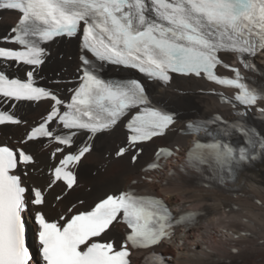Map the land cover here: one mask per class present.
Returning a JSON list of instances; mask_svg holds the SVG:
<instances>
[{
	"label": "snow or ice",
	"instance_id": "obj_1",
	"mask_svg": "<svg viewBox=\"0 0 264 264\" xmlns=\"http://www.w3.org/2000/svg\"><path fill=\"white\" fill-rule=\"evenodd\" d=\"M5 11L16 13L18 21L0 35V129L21 131L15 143L0 139V264H129L130 249L160 246L178 228L196 227L204 213H173L162 198L133 190L57 211L45 185L29 182L37 168L30 146L43 139L55 142L51 157L59 154V159L49 169L46 187L62 182L72 190L78 185L72 166L92 150L78 138L94 141L123 127L125 139L115 157L127 155L135 164L145 144L167 134L175 113L154 105L140 79H105V64L134 70L165 87L177 77L205 79L236 90L233 98L222 99L233 108L242 106L240 115L253 107L264 113L258 107L264 81L241 73V67L259 73L252 58L264 52V0H0V12ZM57 39L75 40L78 46L67 97L37 82L50 55L43 45ZM222 54L236 56L238 65L225 62ZM10 62L26 66L24 78L5 71L13 66ZM25 102L45 104L43 118L29 122L20 116L19 105ZM186 129L207 138L194 141L186 153L187 167L202 176L206 170L204 187L234 181L256 159L257 146L264 150V135L243 122L217 116L190 121ZM233 131L243 137V145L231 142ZM173 154L160 147L146 170H157L160 158ZM29 219L39 242L35 253L26 243ZM114 222L128 229L119 245L105 239ZM241 235L248 234L232 232L235 241ZM231 251L239 255L240 249L234 244ZM170 259L153 252L146 264H169Z\"/></svg>",
	"mask_w": 264,
	"mask_h": 264
},
{
	"label": "bare ground",
	"instance_id": "obj_2",
	"mask_svg": "<svg viewBox=\"0 0 264 264\" xmlns=\"http://www.w3.org/2000/svg\"><path fill=\"white\" fill-rule=\"evenodd\" d=\"M12 14L0 13V35H4L13 25ZM78 54L77 42L62 41L52 49V57L44 66L41 74L47 79L53 76H67L73 73L77 62L73 59ZM264 71V53L259 57ZM174 85L161 87L151 84L154 100L175 112L180 122L202 118L215 113H227L225 107L216 109V102L211 97L197 95L196 91L207 85L202 80L175 78ZM46 105L27 104L18 108V113L29 121L40 118ZM20 129L10 127V135H19ZM124 140V133L118 128L113 134L96 140L95 150L85 157L79 169L80 180L74 190L58 202L56 209L72 205L80 198L91 203L108 192L131 186L168 196L172 203L180 204L185 209L204 213L201 222L177 237L176 248H166L179 264H264V158L253 167L239 173L237 189H221L211 183L204 187L197 182V173L187 167L186 159L160 170L152 176L142 173V169L152 160V155L159 142L189 146L186 137L170 135L144 147V152L136 165L129 158L112 161L105 172L95 173V168L111 159L119 142ZM35 147L37 145H34ZM47 156L48 151H43ZM110 155V156H109ZM110 157V158H109ZM206 172V170H205ZM208 183V182H206ZM230 186L229 184H226ZM50 193L53 199L59 197L61 188ZM259 201V203H258ZM239 230L248 235H241L233 240L232 232ZM116 229L114 235L119 233ZM239 249V255L231 251L233 245ZM205 246L207 250L205 251ZM147 254L136 259V264H146Z\"/></svg>",
	"mask_w": 264,
	"mask_h": 264
}]
</instances>
